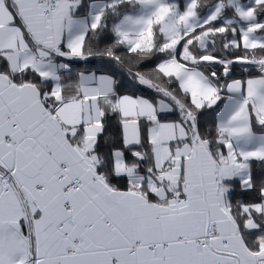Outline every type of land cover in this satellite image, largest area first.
<instances>
[{
    "label": "snow or ice",
    "instance_id": "6c2138e0",
    "mask_svg": "<svg viewBox=\"0 0 264 264\" xmlns=\"http://www.w3.org/2000/svg\"><path fill=\"white\" fill-rule=\"evenodd\" d=\"M0 264H264V0H0Z\"/></svg>",
    "mask_w": 264,
    "mask_h": 264
}]
</instances>
